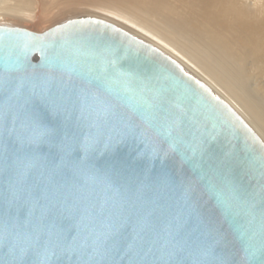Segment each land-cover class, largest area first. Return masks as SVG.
<instances>
[{
  "label": "water",
  "instance_id": "95a60500",
  "mask_svg": "<svg viewBox=\"0 0 264 264\" xmlns=\"http://www.w3.org/2000/svg\"><path fill=\"white\" fill-rule=\"evenodd\" d=\"M0 264H264V141L113 22L0 25Z\"/></svg>",
  "mask_w": 264,
  "mask_h": 264
},
{
  "label": "bare ground",
  "instance_id": "6f19581e",
  "mask_svg": "<svg viewBox=\"0 0 264 264\" xmlns=\"http://www.w3.org/2000/svg\"><path fill=\"white\" fill-rule=\"evenodd\" d=\"M80 16L123 27L207 83L264 141V0H0V25Z\"/></svg>",
  "mask_w": 264,
  "mask_h": 264
}]
</instances>
